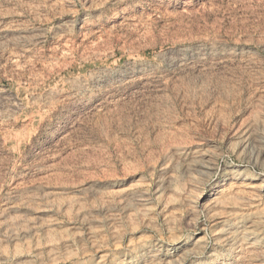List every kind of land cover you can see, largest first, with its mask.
Segmentation results:
<instances>
[{
  "label": "rangeland",
  "instance_id": "1",
  "mask_svg": "<svg viewBox=\"0 0 264 264\" xmlns=\"http://www.w3.org/2000/svg\"><path fill=\"white\" fill-rule=\"evenodd\" d=\"M0 264H264V0H0Z\"/></svg>",
  "mask_w": 264,
  "mask_h": 264
}]
</instances>
